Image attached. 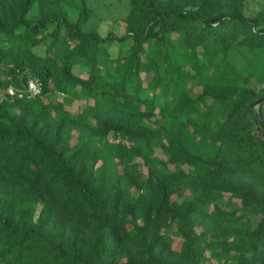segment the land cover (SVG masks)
Listing matches in <instances>:
<instances>
[{
    "label": "trees",
    "instance_id": "1",
    "mask_svg": "<svg viewBox=\"0 0 264 264\" xmlns=\"http://www.w3.org/2000/svg\"><path fill=\"white\" fill-rule=\"evenodd\" d=\"M247 1L130 0L113 57L86 0H0V264L264 263V89L224 59L264 49Z\"/></svg>",
    "mask_w": 264,
    "mask_h": 264
},
{
    "label": "rangeland",
    "instance_id": "2",
    "mask_svg": "<svg viewBox=\"0 0 264 264\" xmlns=\"http://www.w3.org/2000/svg\"><path fill=\"white\" fill-rule=\"evenodd\" d=\"M65 7L68 10L70 19L75 22L79 16L82 0H64ZM90 8L91 19L87 24L88 29H97L103 36H114L115 41L111 43L110 52L113 57L118 54L125 55V51L128 43L120 46L118 38L126 35V18L130 12V0H86ZM264 9V0H248L245 5V15L248 17L255 16L259 11ZM37 11V9H36ZM122 50V51H121ZM39 54L44 55L46 52V46H40L37 48ZM228 64H231L235 70L243 77L244 83L251 85L257 90L264 89V49L248 48V47H234L224 57ZM103 65L107 68L113 67V63H107V60L102 61ZM197 90H200L199 88ZM6 93L5 90H0V100ZM255 112H258V106L254 108ZM130 142L133 145H142L139 141L131 139ZM158 159H167L164 153L158 154ZM143 164L141 159H136ZM168 170H174L175 166L168 165ZM190 186L185 185L183 188L184 195L180 197V201L189 197ZM139 191L134 189L132 192L133 197L139 195ZM225 200L229 202V208L234 210L239 208L238 204L230 201L228 195H225ZM259 217H253L252 226H255ZM199 230H196V234ZM166 236L173 248L177 249L183 242V237L179 233L177 225L174 223L168 226L166 230ZM122 260V259H121ZM124 261V259L122 260ZM201 264H226L225 259H218L213 256L212 251L206 252V258Z\"/></svg>",
    "mask_w": 264,
    "mask_h": 264
},
{
    "label": "built area",
    "instance_id": "3",
    "mask_svg": "<svg viewBox=\"0 0 264 264\" xmlns=\"http://www.w3.org/2000/svg\"><path fill=\"white\" fill-rule=\"evenodd\" d=\"M43 90V84L41 80L37 77L30 78L27 81V93L30 97L39 95ZM10 94H14L12 89L9 90Z\"/></svg>",
    "mask_w": 264,
    "mask_h": 264
},
{
    "label": "water",
    "instance_id": "4",
    "mask_svg": "<svg viewBox=\"0 0 264 264\" xmlns=\"http://www.w3.org/2000/svg\"><path fill=\"white\" fill-rule=\"evenodd\" d=\"M262 101H264V97H262L261 99H259L257 103H260V102H262ZM256 117H257V119H258V120L264 125V120H263V118L261 117V115L259 114V112H256ZM262 264H264V263H262Z\"/></svg>",
    "mask_w": 264,
    "mask_h": 264
}]
</instances>
